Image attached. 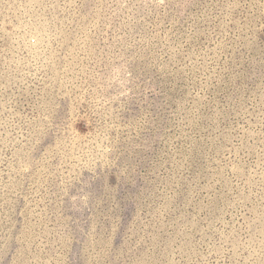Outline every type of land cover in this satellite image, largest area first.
<instances>
[{
	"label": "rangeland",
	"instance_id": "374dc122",
	"mask_svg": "<svg viewBox=\"0 0 264 264\" xmlns=\"http://www.w3.org/2000/svg\"><path fill=\"white\" fill-rule=\"evenodd\" d=\"M0 264H264V0H0Z\"/></svg>",
	"mask_w": 264,
	"mask_h": 264
}]
</instances>
